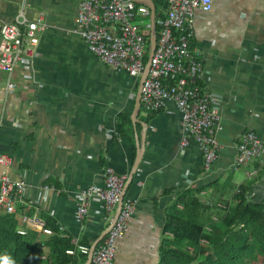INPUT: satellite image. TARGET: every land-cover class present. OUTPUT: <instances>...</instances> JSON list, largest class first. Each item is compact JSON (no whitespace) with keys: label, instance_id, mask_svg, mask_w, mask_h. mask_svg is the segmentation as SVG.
Wrapping results in <instances>:
<instances>
[{"label":"crops","instance_id":"obj_1","mask_svg":"<svg viewBox=\"0 0 264 264\" xmlns=\"http://www.w3.org/2000/svg\"><path fill=\"white\" fill-rule=\"evenodd\" d=\"M78 1L0 0V25L12 21L23 3L30 19L45 24L35 55L26 61L28 91L5 97L7 76L0 73V155L12 160L10 176L29 185L50 237L92 248L108 228V215L92 199L79 228L73 219L79 193L101 186L105 167L128 179L141 149L123 197L135 210L113 264H157L166 212L180 192L200 189L201 202L222 211L238 189L249 202H264V165L234 168L239 134L251 131L264 142V0H213V8L195 14L192 47L203 65L200 84L216 94L220 113L221 148L210 168L194 144L179 155V112L172 102L158 111L140 106L134 112L138 78L102 64L80 38L65 34ZM253 168L257 174L248 176ZM35 236L42 244L50 238ZM42 252L48 254L45 245ZM68 256L67 264L88 260L80 253Z\"/></svg>","mask_w":264,"mask_h":264},{"label":"built area","instance_id":"obj_2","mask_svg":"<svg viewBox=\"0 0 264 264\" xmlns=\"http://www.w3.org/2000/svg\"><path fill=\"white\" fill-rule=\"evenodd\" d=\"M150 1L153 0H79L71 27L65 34L80 38L102 64L138 79L150 55V39L154 38L148 72L140 89L141 107L145 112H154L172 102L179 112V155L194 144L200 151L204 166L210 168L217 161L221 148L218 142L220 113L215 107L216 94L206 92L200 84L203 65L192 45L197 34L194 23L196 11H209L213 8V0H168L166 9L159 7L164 16L157 21L155 5L153 25ZM26 6L23 3L12 21L0 25V73L7 76L2 83L5 97L18 90L28 91L26 70L29 64L26 61L35 55L38 33L45 27L40 18L28 17ZM3 118L1 113L0 128L4 125ZM5 120L12 119L5 117ZM235 144V169L253 163L264 165V142L255 133L245 131L239 134ZM11 164L10 157L0 155V208L21 220L17 230L19 236L32 233L50 237L52 230L45 228L38 218V208L28 196L29 185L10 176ZM257 171L253 168L247 174L255 176ZM126 180V175H118L111 167H105L103 184L84 187L79 193L73 217L79 228L88 216L92 199L102 202L108 215V232L97 245L92 264H113L118 243L127 231L135 210L134 203L123 198L116 217ZM239 192L240 189L237 190ZM58 230L62 231L60 226ZM65 253L89 256L91 248L77 245Z\"/></svg>","mask_w":264,"mask_h":264},{"label":"trees","instance_id":"obj_3","mask_svg":"<svg viewBox=\"0 0 264 264\" xmlns=\"http://www.w3.org/2000/svg\"><path fill=\"white\" fill-rule=\"evenodd\" d=\"M153 2L157 21L164 16L159 7L166 9L168 0ZM200 193L186 189L167 209L157 264H251L264 254V202H249L241 189L234 203L215 216L213 208L201 202ZM16 217L0 208V257L9 256L15 264L71 262L65 253L73 248L69 239L52 236L42 244L32 233L21 237Z\"/></svg>","mask_w":264,"mask_h":264},{"label":"water","instance_id":"obj_4","mask_svg":"<svg viewBox=\"0 0 264 264\" xmlns=\"http://www.w3.org/2000/svg\"><path fill=\"white\" fill-rule=\"evenodd\" d=\"M150 4H151V22H152V25H153V18H154V9H155V4L153 1H150ZM150 44H151V51H150V55L148 57V61L146 62V65H145V68H144V71L143 73L141 74V76L139 77L138 79V94H137V100H136V104H135V108H134V112H137L138 109L140 108L141 106V98H140V89H141V85H142V82L143 80L145 79L146 75H147V72H148V67H149V58L151 57V54L153 52V49H154V45H155V39L154 38H151L150 39ZM133 112V113H134ZM140 161H141V149H139V151L137 152L136 156H135V160H134V163H133V167H132V172L131 174L129 175L128 179L126 180V183H125V187H124V190H123V194L121 196V199H120V202L118 203V206H117V213H116V217L118 216L120 210H121V203H122V200H123V197H124V194H125V191L128 187V185L130 184V182L132 181L133 179V174L135 173V171L137 170V167L138 165L140 164ZM115 217V218H116ZM108 229V228H107ZM108 230H106V232L104 233L103 235V238L106 236ZM102 238V239H103ZM98 243L93 246L91 248V253L90 255L88 256V260H87V263L86 264H92V257H93V254H94V251L97 247Z\"/></svg>","mask_w":264,"mask_h":264},{"label":"rangeland","instance_id":"obj_5","mask_svg":"<svg viewBox=\"0 0 264 264\" xmlns=\"http://www.w3.org/2000/svg\"><path fill=\"white\" fill-rule=\"evenodd\" d=\"M204 205H210L213 206L212 204L208 203V202H204ZM213 208V214L215 216H219L221 214H223L222 209L218 208V207H212ZM251 264H264V254H259L257 259L255 261H253Z\"/></svg>","mask_w":264,"mask_h":264},{"label":"clouds","instance_id":"obj_6","mask_svg":"<svg viewBox=\"0 0 264 264\" xmlns=\"http://www.w3.org/2000/svg\"><path fill=\"white\" fill-rule=\"evenodd\" d=\"M0 264H15L9 256L0 257Z\"/></svg>","mask_w":264,"mask_h":264}]
</instances>
